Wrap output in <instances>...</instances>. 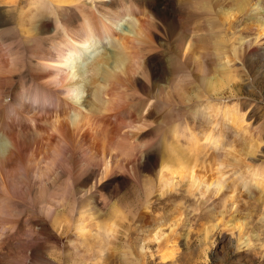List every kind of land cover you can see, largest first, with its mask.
<instances>
[{
    "label": "bare ground",
    "instance_id": "bare-ground-1",
    "mask_svg": "<svg viewBox=\"0 0 264 264\" xmlns=\"http://www.w3.org/2000/svg\"><path fill=\"white\" fill-rule=\"evenodd\" d=\"M13 1L0 6V42L7 45L6 49L0 46V246L15 232L25 209L23 202L41 206L43 199L53 201L49 189L62 176L67 178L66 193L88 202L84 205L88 208L80 209L79 221L82 214V218L84 214H100L108 201L117 213L116 202L142 192L145 215L149 217L155 203L149 200L151 184L144 181L152 174L165 188L175 178L181 182L184 173L189 187L196 185L192 169L183 162L168 168L162 158L159 160L162 133H156L165 128L160 118L174 109L175 99L184 97L181 84L188 77L191 60L204 63L206 58L211 59L210 43L198 41L201 35L194 28L196 19L209 22L214 48L228 50L226 41L219 40L222 30L212 15L214 0H39L38 13L28 16L24 23L18 19V28ZM222 1L233 2L227 9H220L229 22L247 10L250 2ZM121 22L125 25L117 29ZM183 25L192 27L188 36L182 34ZM18 36L24 50L19 47ZM11 40L17 43L15 48ZM194 42L203 44L197 58H192ZM241 47L239 60L248 56L246 67L257 75L255 65L264 58V45L251 41ZM228 53L214 54L212 61L224 62L215 64L211 78L205 77L200 68L196 78L205 93L216 96L224 86L223 77L230 82L235 79L237 72L231 69V63L237 57L234 50ZM213 104L191 113V120L199 122L197 127L194 123L188 127L183 121L163 133L176 140L184 137L194 150L199 140L204 147L218 149L220 141L213 136L212 128L217 125V134L221 132L219 121H215L220 109ZM209 109L212 113L206 112ZM208 116L213 120H207ZM232 116L227 111L222 117ZM204 126L206 130L198 140L196 129ZM249 170L251 167L247 169L251 176L257 174ZM221 178L204 182L205 193L221 195L226 190L225 181L235 189L239 180L244 188L261 186L264 194V184H251L244 174ZM41 210L50 223L54 222L51 207L42 205ZM35 226L36 234H42L44 227ZM27 231L24 241L31 237ZM105 231L111 235L110 229ZM152 236L157 238L159 234L154 232ZM47 251L46 244L32 247L28 260H43Z\"/></svg>",
    "mask_w": 264,
    "mask_h": 264
},
{
    "label": "rangeland",
    "instance_id": "rangeland-1",
    "mask_svg": "<svg viewBox=\"0 0 264 264\" xmlns=\"http://www.w3.org/2000/svg\"><path fill=\"white\" fill-rule=\"evenodd\" d=\"M38 1H13L17 28L19 21L24 23L28 16L38 13ZM249 1L247 10L236 14L230 22L225 20L220 9H227L233 2L213 1L212 15L220 22L219 29L222 33L219 34L217 29L216 31L219 40L226 41L228 50L213 47L214 41L209 38V22L204 18H197L195 21L194 28L201 35L198 41L210 43L211 59L215 57V53H225L229 56V50L235 51L237 58L231 63V69L237 72L235 79L230 82V79L223 77L224 86L216 96H213V93H205L196 78L200 68L203 69L205 77L211 78L215 64H223L224 59L220 63L208 58L204 63H200V60L195 63L192 59L188 68L190 75L188 74L185 84H181L184 97L175 99L172 104L174 109L160 118L165 128L156 133H162L158 148L159 160L162 158L168 168H176L178 163L183 162L189 170L192 169L191 175L198 186L196 187V183L190 184L189 187L188 179H185L187 175L184 173L185 177L181 182H177L175 178L172 184L166 183L165 188L156 174H152L144 181L151 184L149 200L155 203L149 217L145 215L142 192L136 197H123L122 202H116L118 214L110 204L112 201H108L100 214L94 212L93 216L90 215L92 218L85 214L82 218V214L79 221L80 209L83 211V208H88L84 207L88 202L79 200L76 194L68 195L67 178L62 176L49 189L53 201L43 199L40 202L41 206H49L54 210V222L50 223L49 216L44 215L41 206H33L29 200H25V209L18 218L15 232L5 237L6 240L0 246V264H264L262 187L248 185L244 188L237 180L234 189L225 181L223 189L226 190L222 189L223 194L217 193L218 196L205 193L202 187L204 182L208 183L213 178H237L240 174H244V179L251 181V184H258L259 181L264 184V58L255 65L257 75H252L246 67L247 63H250L248 56L242 62L238 58L242 43L258 41L264 45V0ZM5 2L9 3L10 0H0V6H5ZM261 23L263 26L259 27ZM124 25L125 22L119 23L117 29ZM183 26V35L192 33V27ZM18 39L21 42L19 47L24 50L22 38L18 36ZM9 43L13 48L17 46L12 40ZM0 46L1 49L7 47L1 42ZM201 47L202 43H193L192 58L200 56L203 52ZM196 94L200 98L197 99ZM190 97L193 100L189 101ZM213 103L220 109L215 121H219L217 123L221 132L217 134V125L208 128H212L213 136L220 141L218 149L204 147L205 144L199 140L207 126L196 129V138L199 140L197 150H194L195 146L190 145V141L184 140V137L176 140L163 133L172 125L183 121L188 127L193 126V123L194 127H197L199 122L191 120V113L206 108L207 105H214ZM227 111L234 117L224 119L222 116ZM206 112L212 113V109ZM206 119L212 118L208 116ZM200 129L203 131L198 133ZM148 141L149 139H146V142ZM249 167L250 172L257 173L255 176L248 173ZM164 180L167 181L168 176L164 177ZM70 209H73V214ZM35 224L44 227L42 234H36ZM78 225L83 227L82 230L77 229L80 228ZM106 228L112 231L110 236L106 235ZM27 230L30 231L31 237L24 241L22 237ZM154 232L159 234L157 238H153ZM45 244L48 253L43 255L44 259L37 257L30 262V248L42 247Z\"/></svg>",
    "mask_w": 264,
    "mask_h": 264
}]
</instances>
